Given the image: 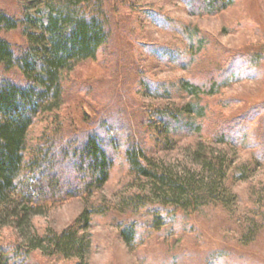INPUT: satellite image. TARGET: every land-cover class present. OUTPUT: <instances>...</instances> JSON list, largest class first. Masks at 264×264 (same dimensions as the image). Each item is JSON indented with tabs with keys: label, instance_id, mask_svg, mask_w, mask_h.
<instances>
[{
	"label": "rangeland",
	"instance_id": "rangeland-1",
	"mask_svg": "<svg viewBox=\"0 0 264 264\" xmlns=\"http://www.w3.org/2000/svg\"><path fill=\"white\" fill-rule=\"evenodd\" d=\"M93 1L102 2L111 39L62 73L65 96L39 117L28 145L92 130L111 111L122 143L141 146L147 174L130 169L121 147L110 180L89 198L24 218L4 211L0 264L13 248L16 264H264V0H231L205 16L183 0ZM44 3L0 0L18 22L0 37L34 47L30 18ZM231 66L212 92L188 86ZM164 116L186 126H165ZM223 125L238 140L219 142ZM134 225L127 243L122 232ZM71 232L81 246L67 252L58 243Z\"/></svg>",
	"mask_w": 264,
	"mask_h": 264
},
{
	"label": "trees",
	"instance_id": "trees-1",
	"mask_svg": "<svg viewBox=\"0 0 264 264\" xmlns=\"http://www.w3.org/2000/svg\"><path fill=\"white\" fill-rule=\"evenodd\" d=\"M183 1L191 14L199 16L219 14L231 2ZM107 17L102 2L45 0L35 17L30 18L38 34L34 47L15 48L0 37V214L12 209L15 217L24 218L74 198H89L110 180L121 147L126 148L130 169L147 174L139 156L141 146L135 140H127L126 145L122 143V124L111 111L104 122L92 124V130L69 132L66 137L45 134L35 146L28 145V134L39 117L57 109V102L65 96L62 73L79 61L96 58L100 49L109 43L111 25ZM17 27V20L0 11V31ZM16 71L22 76L15 77ZM229 72H234L232 66L203 85L190 83L188 86L195 92H212L220 83L218 79ZM162 120L168 127L177 123L186 126L184 120L177 121L170 116ZM223 126L216 136L219 142L238 140L234 129ZM202 128L200 123L199 129ZM85 216L86 213L80 220L84 221ZM129 228L122 232L127 243L139 227H131L132 231ZM58 244L67 252L81 246L73 232L63 236ZM3 253L6 264H16L22 258L14 248Z\"/></svg>",
	"mask_w": 264,
	"mask_h": 264
}]
</instances>
